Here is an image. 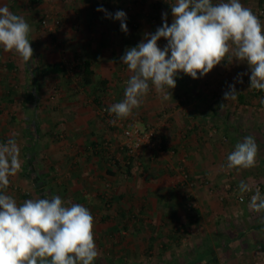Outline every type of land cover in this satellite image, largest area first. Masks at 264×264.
I'll use <instances>...</instances> for the list:
<instances>
[{"label":"crops","instance_id":"0c3cea01","mask_svg":"<svg viewBox=\"0 0 264 264\" xmlns=\"http://www.w3.org/2000/svg\"><path fill=\"white\" fill-rule=\"evenodd\" d=\"M29 2L36 4L42 3V0H29ZM29 2L28 7L33 6ZM220 2L221 0H213L214 4ZM241 3L248 8L254 7L256 3L264 5V0H241ZM21 4H25V0H0V7L7 6L12 13L24 16L25 21L31 27L29 40L33 49L32 59L25 63L15 52H4L0 47V120L2 121L0 132L7 134L2 130L6 128L10 119H28L29 122L21 128L16 143L19 145L20 152L31 153L28 162L33 161L41 137V133L37 130L38 121L50 115L45 105L52 102L53 89L57 82L62 86V93L59 94L60 99L58 100L62 106H66L68 117L82 121L77 128H70L69 133L76 136V141L82 143L86 149L95 146L97 143L94 142V136L90 140L85 137L80 138L82 133L88 135L92 130L89 122L96 116L93 104L100 102L103 94L107 97V101H110V98H116L110 103H118L124 99L125 82L131 73L127 65L122 63L121 57L127 49L142 42L148 33L147 27H142V30L137 33L130 30L124 32L121 30V21L115 20L114 24L119 25L120 23V32L107 30L106 27L97 31L92 26L93 23L103 22V25L109 23L105 21L106 18L99 17V19L94 18V20L85 22L86 25L90 24L94 30L92 28L91 31L77 32L70 28L69 14L60 9L59 12L64 15V20L57 40L65 46V55L62 58V55L54 48V41L43 33L39 26L30 23L31 16L25 13L21 15L22 11L18 10ZM42 6L47 8L48 3L43 2ZM155 12L158 14V22H156L154 33L165 22V11L157 8ZM124 22H128L127 19ZM172 22V17L167 16L169 26ZM84 61L88 62L92 71L89 84L82 83L81 65ZM52 63H60L64 71L61 73L48 72L46 67ZM74 74L78 75L80 84H75L72 76ZM250 76L251 69L246 61L233 59L230 63L226 58L207 75L200 76L198 73L197 79L182 72L178 73L175 77L176 87L169 90L172 95L169 100H163L154 87L150 86L155 97L151 98L147 94L142 98L143 102L140 107L133 109L149 117L159 112L156 111V107L159 104L162 105L165 111L160 119L166 121L162 123L164 125L163 143L178 150L187 149L190 155L187 164L194 179L192 183L196 184L191 189L194 205L190 210L184 205L186 198L183 189L184 181L181 177L166 174L160 176L159 170H163V164L147 161L146 164H149L151 169L157 168V170L144 172L141 176L135 174L125 188L122 185L116 188L114 198L120 203L113 212L125 221L120 224L117 221L106 225L94 224V232L102 230L108 233L115 232L121 225L123 231L127 233L124 244L118 243L117 245V241L114 242V247L126 249V254H118L116 262L123 263L127 260L133 264L142 260H150L158 264H219L220 257L224 256V260L229 264H241L232 254L240 247H243L246 253L247 250L244 247L246 231L232 230L224 220L226 215L231 216V213L236 216L244 209L246 212L248 207L236 210L233 208L236 205V200L234 201L233 198L228 197L227 202L222 204L208 192L205 195L202 194L198 190L200 187L197 181L206 180V183L218 189L222 186L221 184L231 179L244 181L249 185L256 182L262 185V181L256 180V176L254 179V175L261 174L259 177H264V104L261 103L264 99V91L250 87ZM230 86H234L237 91V99L234 101L224 99V94L230 91ZM76 88H79V91ZM187 124L190 129L186 130L185 125ZM246 136L254 137L258 145L256 166L251 169H228L226 167L227 155ZM1 138L3 137L0 136V144ZM95 152L97 160H94L93 164L90 161L84 164L87 171L97 166L101 168V152L98 150ZM49 167H52V164ZM68 173L69 175L64 174L65 176L60 179L53 176L50 181L45 182L47 187L44 193H37L41 194V198L59 195L62 199H74V190L77 188L65 192H53V183L57 181V184L64 186L72 172ZM232 173H235V176ZM35 175L36 177L31 174L30 177L31 182L34 181L37 185L36 178H39L37 173ZM90 178L91 176L88 177ZM11 182L30 183L22 179L19 173L11 177ZM92 185L97 188L100 182L93 181ZM88 186L92 187L90 184L82 190L79 185L77 186L79 193L82 190L84 206L86 207V202L93 199L94 209L96 208L101 215H106L107 212L103 209L101 202H97L99 197L102 198L103 189H98V193H90ZM9 188L10 185L6 190L8 191ZM66 188L63 189L66 190ZM34 198L35 196L32 199ZM88 209H91L90 206ZM128 215H136L137 219L129 220ZM261 220L254 226L255 228L259 226L257 230L264 229V217ZM250 226L248 230L253 229ZM197 231L198 235L194 233ZM226 231L228 233H225ZM218 233L221 234V238L214 240L213 236ZM185 236H188V239ZM258 237L261 238L253 242L255 243L253 247L251 246L254 253L251 264H264L263 233ZM209 238L211 241L208 240ZM184 247L193 248V255L181 251L180 248ZM211 248L213 256L207 252ZM243 250L240 248L237 252H243ZM200 255L202 258L197 260Z\"/></svg>","mask_w":264,"mask_h":264},{"label":"clouds","instance_id":"9594fccd","mask_svg":"<svg viewBox=\"0 0 264 264\" xmlns=\"http://www.w3.org/2000/svg\"><path fill=\"white\" fill-rule=\"evenodd\" d=\"M171 13L170 26L165 13L163 25L121 57L131 75L125 82L124 99L107 108L110 115L117 119L130 116L150 86L163 100H169L178 73L197 79L198 73L207 75L226 58L230 63L233 59L246 61L251 69L250 87L264 91V24L241 0L216 4L213 0H175ZM113 18L121 21L122 31H128L124 11H117ZM30 32L23 17L7 6L0 7V47L4 52H15L28 63L33 56ZM161 38L167 41L163 49L158 46ZM224 99H237L234 86ZM257 153L255 138L246 136L227 155L226 167L251 169L256 166ZM20 170V149L15 139H9L0 144V264H93L99 251L90 210L79 203L66 204L59 195L28 199L18 205L5 190L9 178ZM239 191L252 188L241 181ZM249 207L264 211V196L258 187Z\"/></svg>","mask_w":264,"mask_h":264},{"label":"rangeland","instance_id":"374dc122","mask_svg":"<svg viewBox=\"0 0 264 264\" xmlns=\"http://www.w3.org/2000/svg\"><path fill=\"white\" fill-rule=\"evenodd\" d=\"M23 1V0H19ZM29 0H25V4H21V7L18 8L19 12L25 13V15L31 16L30 23L39 26V29L42 30L43 33H46L50 39H52L55 43L54 48L60 55H62V58L65 55V46L57 40L58 33L61 31L63 27V20L64 15L60 14V9H63L66 11V14L68 13L71 21H70V28L73 31L77 32H83V31H91L94 27L97 31H100L101 28H105L107 30L113 31V32H120V23L114 24L115 20L114 14L117 11H124L126 13V19L128 22L127 29L130 30L133 33L140 32L142 30V27H147L146 31L148 34H154V28L156 27V22H158V14H156V9L161 8L165 11L168 17H172L171 13V5L175 3V0H42L43 2L48 3L47 8L42 6L41 2H38L36 4H33V2H29L33 4V6L30 5L28 7ZM22 3V2H21ZM40 4V6H39ZM38 6V7H37ZM51 6V7H50ZM27 7V9H26ZM43 7V8H42ZM98 8L106 9L107 11H97ZM252 10V12L258 16L261 23L264 22V5L255 4L254 7H248ZM262 10V12L260 11ZM30 12V13H29ZM32 12V13H31ZM110 14V15H109ZM156 14V16H155ZM48 17V25L45 26L42 23V19L44 17ZM106 18V23L103 25V22L100 24L93 23V27L90 26V24L86 25V21L94 20V18ZM24 18V16H23ZM58 19L59 24L57 26L52 25V19ZM111 22H113L111 24ZM171 25V24H170ZM162 25H160L161 27ZM93 28V30H94ZM112 28L113 30H111ZM145 33V32H144ZM146 36H144L145 40ZM167 44V41L164 38H161L158 41V46L163 49ZM71 73V72H70ZM73 80L75 84H80V81H78V75L74 74ZM77 91H79V88H76ZM62 93V86L57 84L55 82V86L53 89L52 94V102L45 105V109L50 113L48 118H41V120L38 121L39 128H37L38 132L41 133L39 145L35 151V157L34 160L31 162H28V160L31 158V153H28L26 151L20 152V161H21V170L18 172L19 176L24 179L25 181H29L30 183L26 184H15L11 182L10 179V188L7 191L6 194L11 195L15 198L17 204H22L25 200L32 199L33 196H35L34 199L41 198V194L37 192H43L44 189L47 187L46 181H50L51 178L54 176V178H61L62 176L69 175V171H71V176L68 182L65 184L66 187L63 185L57 184V181L54 182L52 185L53 192H65L68 190H74L73 197L74 199L70 200L68 198L63 199L66 204L70 203H79L84 205V201L82 198V190L86 188L87 185L91 184V188L89 186L87 189H89V192L98 193V189H103L101 191L102 198H98L97 202H101L103 209L105 212H107L106 215H101L96 208L94 209L93 203L94 200L91 199L90 202H86V207L90 208V212L92 213L94 217V224L96 223H103L104 225L109 223H114L115 221L119 222V224L122 221L121 217L116 215L113 211L114 209H117L118 202H116L114 195L117 191V186L122 185L124 188L125 186L130 183L132 180L133 175L141 176L144 172L148 171H154V169H151L146 164L147 161H154V162H161L164 167L163 170H159V174L161 175H177L181 177L182 181H184L183 189H184V196L186 198L184 205L185 207L190 210L193 207V199H192V193L191 189L193 188V176L191 174V170L188 168V159H190V155L187 149L181 150L177 149L175 147H169L167 144L163 143V135H162V129L164 125H162L163 122H166L161 118V114L165 110H163L162 105L159 104V106L156 107V112L154 115L149 116L144 115L141 113H137L134 111L130 116L123 119H118L120 122L126 123V122H136L137 125L142 128H155L157 139H161L162 141V152H149L146 150H140L138 153L134 155H130L126 148H123V142L125 141V138L123 136L121 128L110 118L105 116L101 113L102 107L107 108L114 104L110 103L112 100L115 101V99L110 98V101H107V97L103 94V97L100 99V102H97L93 104V110L96 111V116L94 117V120H91L89 122L90 129L92 128L91 132L88 133V135L82 133L80 138H87L90 140L92 136H94V142L97 144L95 146H90L88 149L83 147L82 143H78L76 141V136L71 135L69 133V129H73V127H78L82 124V121H76L75 119H71L68 117L69 114H67V108L66 106H62V103L58 100L60 99L58 96ZM148 94L151 96V98L155 97V95L152 92V89L150 88V91ZM153 95V96H152ZM154 106V105H152ZM137 111V109H136ZM52 112V113H51ZM69 113V112H68ZM114 115V114H113ZM19 117V116H18ZM114 118L115 115H114ZM117 119V118H116ZM29 122L28 119H16L12 120L10 119L9 122H7L6 128H4L2 131L7 134H0L1 137V144L6 143L9 139H15V141L18 140V135L20 134V130L22 127H25V125ZM2 121L0 120V124ZM26 123V124H25ZM189 124L185 125L186 130L190 129L188 127ZM1 128V126H0ZM81 129V128H80ZM1 131V130H0ZM9 132V133H8ZM185 133V132H184ZM87 136V137H86ZM12 137V138H11ZM18 145V144H17ZM166 146V147H165ZM19 147V145H18ZM97 148V149H96ZM96 150L101 152V168L97 166L96 168H92L90 171H87L84 168L85 162H92L94 163V160H97V153ZM182 162V166L184 167V170H180L178 163ZM29 163V165L27 164ZM33 164V166L31 164ZM52 164V167H49ZM80 164V165H79ZM128 165H131L130 168H128ZM88 166V165H87ZM148 166V167H147ZM157 168L155 169V171ZM87 171V172H86ZM38 175V178H36V181L38 184L36 185L35 182H31V174L32 176L36 177V174ZM236 173V172H235ZM235 173L234 174L235 176ZM65 174V175H64ZM186 174V177L184 176ZM85 176H87L85 178ZM91 176L90 179L88 177ZM257 177L256 180L260 179L262 181V189H261V195L264 196V177H259L260 175H254ZM263 176V175H262ZM185 177V178H184ZM259 177V178H258ZM255 180V181H256ZM93 181H99L100 185L97 188H94L92 185ZM206 180H198L197 184L199 185V189L202 194H207V192L210 195H213L217 198L219 202L222 204H225L227 202V198H233L236 202V205L238 203V206L235 205L233 207L236 210H241L248 207V210L246 212L245 209L238 215H232L231 216L226 215V223L228 224V227L234 229H238L240 231H246L244 234L245 236V242L244 247L246 248V253L243 250V252H237L239 249L234 250V253L232 254L233 257L237 259L238 262L241 264H251V260L253 258V252H252V245L253 242H256L259 240L258 237L260 234L263 233L264 238V229L260 228V230H257L258 227H254L256 223L261 222L264 217V211L261 212H255L250 209L249 204L250 200H246L243 202H239L236 197L235 193L240 192L239 191V184L240 181L236 180H229L226 181L224 184H221L222 186L218 188H215L213 185L211 186L210 183H206ZM244 182V181H243ZM259 182H256L251 185H257ZM34 184V185H32ZM248 184V183H247ZM80 186L81 193L78 191V187ZM98 185V184H97ZM230 185L232 186L231 189H227L226 186ZM250 185V186H251ZM101 186V187H100ZM37 190H35V189ZM63 188H66L63 189ZM233 189V190H232ZM235 189V190H234ZM37 193V194H36ZM42 193V194H43ZM44 195V194H43ZM98 197V196H93ZM231 208V207H230ZM112 209V210H109ZM129 220H136L137 216L134 215H128ZM252 226L253 229H247L249 226ZM250 226V227H251ZM247 229V230H245ZM200 231V230H199ZM251 231V232H250ZM192 233V232H191ZM198 235V231L194 232ZM225 233H228L227 231ZM193 234V233H192ZM233 234V232H232ZM127 233L123 231L122 226L120 225L118 227V231L115 232H105L104 230L99 232H94V238L97 245V249L99 251V256L97 259L93 262V264H130L127 260H124L123 263L116 262V257L118 254L125 253L126 249H119L118 247H114V242L117 241L118 243H125ZM203 237V235H201ZM186 239H188V236H185ZM190 238V237H189ZM221 238V234L218 233V235H214L213 239L217 240ZM240 238V236L238 237ZM192 239V238H191ZM244 239V238H243ZM211 241V239H208ZM116 245V243H115ZM252 246V247H251ZM181 251H184L188 255H193V248L184 247L180 248ZM137 251V250H136ZM243 255V257H242ZM224 256L220 257L219 264H229L226 260H224ZM133 264H158L157 262H150V260H142ZM163 264V263H160ZM165 264V263H164ZM168 264V263H166ZM177 264V263H174ZM180 264V263H178ZM185 264V263H184Z\"/></svg>","mask_w":264,"mask_h":264},{"label":"built area","instance_id":"2783aa9c","mask_svg":"<svg viewBox=\"0 0 264 264\" xmlns=\"http://www.w3.org/2000/svg\"><path fill=\"white\" fill-rule=\"evenodd\" d=\"M262 12V10H260ZM48 17H44L42 19V23L47 26L48 25ZM59 24L58 19H52V25L57 26ZM101 113L110 118L111 120H115V123L121 128L125 141L123 142V148H126L127 152L130 155H134L138 153L140 150H146L149 152H162V141L161 139H157L155 128L150 127L146 129L140 128L136 122H120L118 119L114 118V115H110L105 107H102ZM182 162L179 161L178 166L180 170H184V167L181 165ZM186 177V174L184 175ZM184 177V178H185ZM232 186L227 185V189H231ZM252 191L241 193L236 192L235 197L239 202H243L246 200H251V196L254 194L255 189L258 187L261 191L262 186L260 184L251 185ZM233 190V189H232ZM235 190V189H234ZM224 264V263H222Z\"/></svg>","mask_w":264,"mask_h":264},{"label":"trees","instance_id":"16d2710c","mask_svg":"<svg viewBox=\"0 0 264 264\" xmlns=\"http://www.w3.org/2000/svg\"><path fill=\"white\" fill-rule=\"evenodd\" d=\"M81 68H82V71H83V74H82V83L83 84H89V82H90L89 77H90V74H91L92 71H91V69L89 67L88 62L87 61H84L82 63V65H81ZM46 70L48 72H51V73H61V72L64 71V69L61 67L60 63H52V64H49V65H47ZM95 101H97V99H95ZM97 102H99V101H97ZM130 167H131V165H128V168H130ZM207 252L209 254H212L211 256H213V254H214L212 248L209 249ZM201 258H202V255H200L197 258V260H200Z\"/></svg>","mask_w":264,"mask_h":264}]
</instances>
